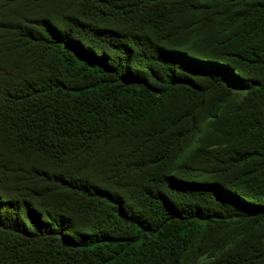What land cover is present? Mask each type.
I'll use <instances>...</instances> for the list:
<instances>
[{"label": "trees", "instance_id": "16d2710c", "mask_svg": "<svg viewBox=\"0 0 264 264\" xmlns=\"http://www.w3.org/2000/svg\"><path fill=\"white\" fill-rule=\"evenodd\" d=\"M0 264H264V0H0Z\"/></svg>", "mask_w": 264, "mask_h": 264}]
</instances>
